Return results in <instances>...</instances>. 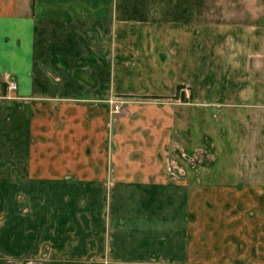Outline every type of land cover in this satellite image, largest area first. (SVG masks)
I'll return each instance as SVG.
<instances>
[{
  "label": "crops",
  "instance_id": "0c3cea01",
  "mask_svg": "<svg viewBox=\"0 0 264 264\" xmlns=\"http://www.w3.org/2000/svg\"><path fill=\"white\" fill-rule=\"evenodd\" d=\"M0 264H264V1L0 0Z\"/></svg>",
  "mask_w": 264,
  "mask_h": 264
},
{
  "label": "built area",
  "instance_id": "2783aa9c",
  "mask_svg": "<svg viewBox=\"0 0 264 264\" xmlns=\"http://www.w3.org/2000/svg\"><path fill=\"white\" fill-rule=\"evenodd\" d=\"M7 87H8L9 91H16L18 89V84L16 83V81L14 79L10 78L7 81ZM184 93L186 94L187 97H189V91L188 90H184ZM114 111H115V113L120 112L119 105H115Z\"/></svg>",
  "mask_w": 264,
  "mask_h": 264
},
{
  "label": "rangeland",
  "instance_id": "374dc122",
  "mask_svg": "<svg viewBox=\"0 0 264 264\" xmlns=\"http://www.w3.org/2000/svg\"><path fill=\"white\" fill-rule=\"evenodd\" d=\"M208 4H213V3H221V2H230L232 1L233 3L237 2V3H246V2H250V3H261L264 0H206ZM257 7V6H256Z\"/></svg>",
  "mask_w": 264,
  "mask_h": 264
}]
</instances>
